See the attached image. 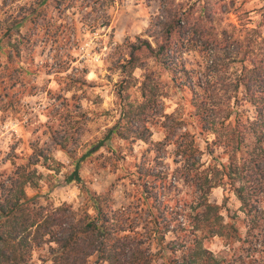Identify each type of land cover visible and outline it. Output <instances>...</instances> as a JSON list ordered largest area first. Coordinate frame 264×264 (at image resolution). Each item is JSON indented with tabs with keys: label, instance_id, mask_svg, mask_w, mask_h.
<instances>
[{
	"label": "trees",
	"instance_id": "obj_1",
	"mask_svg": "<svg viewBox=\"0 0 264 264\" xmlns=\"http://www.w3.org/2000/svg\"><path fill=\"white\" fill-rule=\"evenodd\" d=\"M82 4L98 11L110 1L82 0ZM222 6L211 0H160L155 29L148 37L129 41L128 57L120 63L123 89L131 86L134 70L150 59L177 73V55L184 44L200 42L210 55L206 82L213 84V92L193 102L202 132L213 134V139H207L203 149L188 129L178 134L180 125H164L165 138L155 147L159 154L174 145V170L142 164L135 171L144 184L145 199L152 196L159 202L153 215L149 218L134 201L114 207L109 196H92L94 215L67 204L38 202L27 194L28 185L38 186L35 171L28 167L47 155L35 150L12 174H0V264H28L34 250L44 245H49L53 264H92L93 255L106 264H264V19L237 37L220 28L222 14L231 10ZM31 16L36 22L37 13ZM27 20L23 12L0 16V43L9 47L10 57L19 55L34 36L21 33ZM148 86L147 81L142 83L143 102L124 110L127 126L117 123L97 147L113 134L150 138L147 125L142 130L134 127L158 102L159 93ZM244 104L250 105L251 113ZM216 148L222 149L226 160L215 155ZM90 153L75 161L64 183L81 182L80 163ZM169 186L186 187L190 197L172 195ZM218 186L235 194L238 209L228 207L227 197L222 204L210 200ZM160 193L167 194L161 201ZM215 236L231 251L216 254L208 248L205 242ZM154 242L161 244L158 252Z\"/></svg>",
	"mask_w": 264,
	"mask_h": 264
},
{
	"label": "rangeland",
	"instance_id": "obj_2",
	"mask_svg": "<svg viewBox=\"0 0 264 264\" xmlns=\"http://www.w3.org/2000/svg\"><path fill=\"white\" fill-rule=\"evenodd\" d=\"M109 1L106 8L92 11L82 0H0V16L27 13L21 33L34 35L13 57L5 42L0 43V81L7 76L0 82V174H12L37 150L47 159L28 167L35 171L38 182V186L26 188L31 198L46 205L67 204L75 211L94 215L92 196H109L114 207L134 201L150 218L159 202L152 196L145 199L144 184L135 171L142 164L174 170V145L159 154L155 147L165 138L164 125H180L178 134L188 129L203 149L207 139H213V134L202 132L193 102L213 92V84L206 82L210 55L200 42L184 44L177 55V73L150 59L145 67L134 70L131 86L121 89L120 63L128 57L126 45L153 32L161 14L160 0ZM211 2L230 7L222 14L220 28L226 27L237 37L264 19V0ZM32 13L38 15L36 22L31 21ZM144 81L157 90L158 102L134 127L142 130L147 125L150 138L124 139L113 134L97 147L117 123L127 126L124 110L143 102ZM243 108L252 112L249 104ZM90 151L80 163L81 182L64 183L75 161ZM215 155L226 160L221 148H216ZM169 188L172 195L190 197L186 187ZM166 196L160 193V201ZM226 197L228 207L239 208L235 194L223 186L213 188L209 196L218 204ZM205 245L216 254L231 251L217 236ZM160 247V243H153L154 252ZM49 251V245L35 249L28 264H53ZM90 262L106 264L96 255Z\"/></svg>",
	"mask_w": 264,
	"mask_h": 264
}]
</instances>
